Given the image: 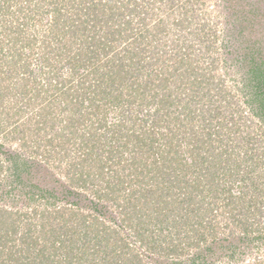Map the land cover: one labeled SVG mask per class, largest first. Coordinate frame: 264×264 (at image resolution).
I'll return each instance as SVG.
<instances>
[{"label": "trees", "instance_id": "trees-1", "mask_svg": "<svg viewBox=\"0 0 264 264\" xmlns=\"http://www.w3.org/2000/svg\"><path fill=\"white\" fill-rule=\"evenodd\" d=\"M22 1L27 7L32 2L0 0V16L4 19L13 4ZM38 1L55 3L52 30L64 43L52 50L56 51L53 62L48 56L42 60L48 72L57 70L60 62L67 64L71 78L60 76L53 84L48 77L47 96H42L48 101L21 122L15 114L23 110L13 112L8 104L6 109L10 90L0 84V125L7 119L0 129V199L1 194L11 199L14 194L23 196L22 208L0 204V264H239L246 260L238 261L254 240L264 242V227L253 238V222L228 212L242 232L236 236L235 227L220 236L217 212L212 208L206 213L202 204L206 191L215 190V180L201 186L195 171L207 157L201 155L203 140L190 119L195 118V105L213 88L201 78L202 54L195 45L211 49V27L200 23L190 36L169 33L162 15H143L135 0ZM173 1L167 0L163 11ZM224 1L227 30L234 31L239 45L233 48L243 51L242 62H250V76L258 80L252 109L264 116V0ZM67 4L74 13L62 11ZM22 7H17L20 13ZM171 24L182 31L191 25L181 18ZM2 32L0 75L3 69L7 74L3 78L29 81L31 71L27 73L28 65L18 61L16 51L33 49L34 44L20 36L19 24H4ZM76 74L81 77L73 83ZM109 109L119 113L117 120L107 122ZM81 125L87 131L79 132ZM98 130L106 133L108 143L102 151ZM65 131L80 138L82 147L77 163L73 161L63 173L67 180L58 178L50 165L53 154L56 158L63 150L58 158L62 160L68 153L71 138ZM186 152L190 160L185 161ZM208 159L210 169L216 162L212 154ZM106 166L116 167L111 171ZM192 171L196 175L187 180ZM112 203L117 219L125 224L124 232L108 222L115 218L109 210ZM224 224L228 228L229 223ZM250 264H264V251Z\"/></svg>", "mask_w": 264, "mask_h": 264}, {"label": "rangeland", "instance_id": "rangeland-1", "mask_svg": "<svg viewBox=\"0 0 264 264\" xmlns=\"http://www.w3.org/2000/svg\"><path fill=\"white\" fill-rule=\"evenodd\" d=\"M70 1L75 2V0ZM135 1L137 4L136 10H142L143 15L152 12L157 15H162L167 21L165 24L168 26L169 33L175 34L176 32H182L183 35L188 33V36H190V34H192L191 30L199 28L198 24L200 23L206 24L205 27H211L214 36V38H212L211 49L207 51L204 48V51V49H202L203 46L197 44L195 47H197L200 50V54H202V56L199 55V68L203 74L201 78L211 83L213 88L197 105H195L196 109H193V116H195V118L190 119L194 120L192 126L198 136L203 140L200 141V143L203 142L200 151L201 155L207 157V160L201 164L202 168L199 169L201 171L198 170V167L195 170L197 176H199L197 180H199L201 186L211 184V182L215 180V190H211L210 192L207 190L204 194L205 203H201L203 207H207L205 210L206 213L210 212L212 208L213 213L217 212L218 216L216 220L220 222V224H218L220 227V236L225 237L228 234L225 233L226 230L230 228L235 229L236 222L234 223L232 221L233 219L228 218V212H232L235 217L239 216L238 219L241 218L243 220L244 217H248V222H253L251 228L254 230V232H252V237L254 238L264 227V116L256 113L252 109L257 102L254 100L255 96L253 92L256 88L255 81L258 80L252 79V76H250L252 74L247 67L250 62H242L243 51L233 48L234 45H239L235 42V37L233 36L234 31L230 33V31L227 30L229 26L224 7L225 1L175 0L166 11L163 10L165 7H168L165 5L167 0ZM25 2L26 1H22L18 4H13L14 8H10L4 19L0 16V38H2L4 34L2 32L4 24H19L21 29L20 36L22 37L23 35L26 40H31L32 44H34L33 49L20 47L19 50L16 51L17 54H20L21 61H18L21 64L24 62L25 65H28L27 73L28 70L31 71V73L27 75L29 81H18L15 78L10 80L8 77H6L7 79L3 78L7 75L3 69L0 75V84L3 85L4 88L8 87L10 90V92L6 94L4 106H6L7 109L6 104H8L9 107H12V111H16V113L17 110H23L22 113L15 114V118H19L18 122L27 120L30 116H34L38 108L43 106L44 102L48 101L46 99L42 100L44 96L45 98L47 96L44 90L49 85L48 77H52V82H50L53 84L56 83L54 80L58 79L60 76L71 78L67 64L60 62L57 70L55 69V71L48 72L49 69L42 60V56H48V60L53 62L56 51L53 53L52 50L64 44L63 41L60 40V37L52 30L54 15L51 8L55 6V3L46 2V5H41L38 0H32L30 3L27 2L29 5V7H27V5H23ZM20 4L24 6L22 7V13L17 9ZM37 4L41 7L37 6ZM70 6L71 5L67 4L66 8L62 9L66 15L74 13V7ZM25 10L27 11L24 12ZM182 13H185V16H183ZM127 17L133 16L128 14ZM135 17L137 18V16ZM178 18L182 20L185 19V22L191 25L184 28L183 31L178 30L177 26L171 24L178 20ZM168 43L169 41L167 40V44ZM7 44L8 43H5L6 48ZM165 46L167 47V45ZM147 54L150 56L149 53ZM0 62L2 64V61ZM3 68H6V63H4ZM18 70L20 73L23 72L21 68ZM82 71L83 70H80V72ZM80 77L79 74L74 75L73 83L76 82V80L79 81ZM41 87H43V90H41ZM219 90H222V92ZM48 95L50 97L49 92ZM62 114L64 116L66 111L62 112ZM118 118L119 113L117 111H112V109L108 110L107 122L117 120ZM6 120L7 119L3 120V125L7 123ZM147 123L150 125V118L147 120ZM153 123L156 124L155 122ZM5 127L9 128L10 125L2 126V128ZM185 128L188 129L187 127ZM84 131H87V127L81 125L79 127V132ZM98 131L99 133L97 135H99V137L97 136V138L100 139V144L98 146L102 151V148L108 143L106 141V135H104L106 133L103 134V131ZM66 136L67 138L72 137L69 132H66ZM1 139L2 137H0V140ZM79 139L80 138L75 137L70 139L68 153L64 154L62 160L58 158L60 154L63 153V150L57 154L56 158V154H53L51 157L50 165L53 166L56 171L55 175L58 178L62 179L63 177L64 179L63 173L67 167L73 164V161L77 163L78 156H80L79 154L82 152ZM210 154L214 156L215 161L213 160V162H216V165L209 169L207 162L210 159H208ZM183 159L185 161L190 160L187 152L183 154ZM235 160H240V163H235ZM235 164H239V166L236 167ZM109 167L110 166H106V168ZM115 167L116 166H111V171H113ZM190 168L193 169V167ZM208 171L210 174L207 173ZM228 172L230 174L224 175V173ZM190 174L186 176L187 180L196 175L194 171L190 172ZM213 174H215V177H213ZM244 176L246 177L244 178ZM99 179L100 181L102 180L101 178H98V180ZM225 190H228V192ZM215 191L218 193L216 199L215 195L217 193H215ZM1 196V205L10 208H22L23 196L21 194H14L12 199L6 195L3 196V194H1ZM226 197H228L229 200H226ZM200 201L201 200H199V202ZM227 201H230L229 206L225 205ZM55 204L58 206L61 204V201ZM42 206L41 204L40 208H42ZM109 210L115 215L114 220L108 221L109 224L124 232L125 224L121 222V219H117L116 215H118V210L113 203L110 204ZM105 220L108 219L106 218ZM224 222L227 224L229 223L228 228L225 226ZM241 232L242 230L236 227L234 234L238 236ZM259 242L260 240H254V243L251 244L253 247L251 249H245V254H242V257L239 258L238 261H241L243 257L246 258V260L239 264H250L253 262L254 257L262 254L264 251V242ZM132 244L135 248L139 246L136 241L132 242ZM256 245L259 246L257 247ZM191 250L193 251L194 249L192 248ZM143 259L149 261L146 257H143ZM224 263L232 264L230 261H224Z\"/></svg>", "mask_w": 264, "mask_h": 264}]
</instances>
